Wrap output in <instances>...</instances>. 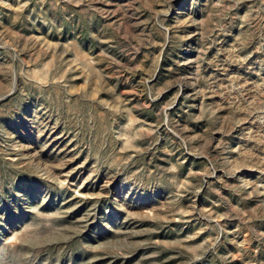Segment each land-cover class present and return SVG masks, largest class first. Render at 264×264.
<instances>
[{
	"label": "rangeland",
	"instance_id": "obj_1",
	"mask_svg": "<svg viewBox=\"0 0 264 264\" xmlns=\"http://www.w3.org/2000/svg\"><path fill=\"white\" fill-rule=\"evenodd\" d=\"M0 264H264V0H0Z\"/></svg>",
	"mask_w": 264,
	"mask_h": 264
}]
</instances>
